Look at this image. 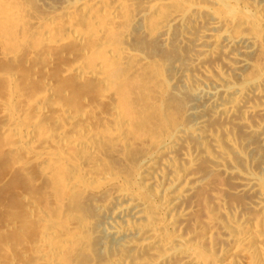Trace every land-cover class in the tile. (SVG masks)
Segmentation results:
<instances>
[{
    "label": "bare ground",
    "instance_id": "6f19581e",
    "mask_svg": "<svg viewBox=\"0 0 264 264\" xmlns=\"http://www.w3.org/2000/svg\"><path fill=\"white\" fill-rule=\"evenodd\" d=\"M37 6L41 16L56 19L62 11L58 14L65 20L76 15L90 20L87 27L66 25L58 41L47 46H83L98 37L106 53L140 66L152 64L163 84H154L153 98L164 110L163 121L136 129L140 154L129 162L128 172L118 163L109 174L95 177L89 163L95 151L92 130L72 132L59 142L61 151H80L71 186L93 197L100 214L82 216L80 237L87 244L100 234L95 246L109 244L108 261L95 264H264V160L255 166L252 141L264 145V0H152L126 16L118 47L102 40L114 31L126 0H41ZM139 21H147V37L158 33L163 43L170 41L173 28L179 31L182 53L176 62H152L126 48L129 29ZM84 50L86 57L89 49ZM77 73L102 77L98 68ZM170 91L182 102L173 101ZM195 95L201 97L198 103L188 100ZM11 114L19 121V113ZM14 130L23 147L32 141L30 130ZM113 137L119 149L132 141L123 132Z\"/></svg>",
    "mask_w": 264,
    "mask_h": 264
},
{
    "label": "rangeland",
    "instance_id": "374dc122",
    "mask_svg": "<svg viewBox=\"0 0 264 264\" xmlns=\"http://www.w3.org/2000/svg\"><path fill=\"white\" fill-rule=\"evenodd\" d=\"M40 1L0 0L4 20L0 19V264L102 263L109 259V244L95 246L101 242L100 234L85 244L79 233L83 217H100L95 199L71 186L80 151H61L59 142L72 132L92 130L90 142L95 151L89 163L95 177L109 174L118 163L128 172L129 162L140 154L136 129H150L163 121L164 110L160 112L153 99L155 85L163 84L152 64L140 66L134 60L119 59L111 50L106 53L98 37H89L83 46L74 42L47 46L51 40L58 41L66 25L87 27L90 20L78 15L65 20L58 14L62 11L56 19L41 16ZM128 1L102 44L123 45L126 16L152 0ZM39 19L42 23L36 28ZM148 28L147 21L131 26L132 40L126 48L139 50L152 62L166 58L176 62L182 53L179 31L173 28L170 41L163 43L158 33L147 37ZM43 35L46 38L41 39ZM84 49H89L86 57ZM79 68L86 73L98 68L102 77L81 76ZM10 74L14 82L8 79ZM168 96L175 102L183 100L171 91ZM200 99L198 95L188 98ZM15 112L20 114L17 122L8 117ZM14 128L32 133L26 147ZM121 132L132 138L125 149L117 148L113 137ZM252 141L256 144L254 164L259 166L264 145L257 138ZM101 157L104 163L98 166L95 163Z\"/></svg>",
    "mask_w": 264,
    "mask_h": 264
}]
</instances>
